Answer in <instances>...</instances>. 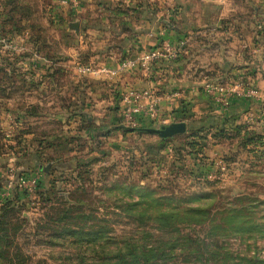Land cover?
Returning a JSON list of instances; mask_svg holds the SVG:
<instances>
[{
	"label": "rangeland",
	"instance_id": "374dc122",
	"mask_svg": "<svg viewBox=\"0 0 264 264\" xmlns=\"http://www.w3.org/2000/svg\"><path fill=\"white\" fill-rule=\"evenodd\" d=\"M186 5L213 33L182 39V53L193 42L191 65L185 56L97 75L96 51L131 45L129 35L149 28L141 20H168L187 36ZM258 12L264 0H0V210L17 203L2 225L0 264H72L78 252L93 257L92 246L124 252L127 242L153 249L154 264H264V93L255 79L264 66L215 55L234 33H262ZM132 85L161 91L162 117L122 119L118 90ZM102 92L103 101L93 97ZM176 121L185 132L167 138L135 130Z\"/></svg>",
	"mask_w": 264,
	"mask_h": 264
},
{
	"label": "crops",
	"instance_id": "0c3cea01",
	"mask_svg": "<svg viewBox=\"0 0 264 264\" xmlns=\"http://www.w3.org/2000/svg\"><path fill=\"white\" fill-rule=\"evenodd\" d=\"M84 4V1H80V5ZM187 7V5H186ZM193 8L191 9V6L188 10V13L186 14L187 16V22H189L188 27L190 28L188 30L187 36L186 34H182L179 30L176 29V25L172 22H167V23H163L161 21L160 18H156L155 20L150 19H146V20H141L143 22V25H146L148 28L147 30L141 31V33L143 34H137L134 36L129 35V37H127L126 42L131 43V45H125L124 48L118 50V48L116 50H114V46L112 47V45H107L106 47L102 48L101 50H97L94 58V61L96 62L97 65H118V63L123 60L124 58H136L138 57V55H140L142 52L148 50L149 48H152L154 45L159 44L161 41H165L167 38L170 39H177L178 40H182V39H186L188 36L189 37H198V36H209L211 34H213L212 32L209 33L207 35V33L205 31H202L201 28L202 25L205 23L206 17L202 14L195 13L192 12L193 9H196V5L192 6ZM198 9V7H197ZM199 10V9H198ZM256 13L257 18H255V24L258 20L262 19L261 17L264 16V14L262 15V13ZM82 14V12H81ZM232 17V16H231ZM235 17V21L237 18V21H239L242 24V21H240V19H238V17H240V15L238 16H234ZM140 20V19H139ZM138 21V20H137ZM168 21V20H167ZM141 22V23H142ZM157 26L155 29H151L152 27ZM256 26V25H255ZM81 27V24H80ZM200 29V30H199ZM250 29V28H249ZM240 30V29H239ZM245 33V37L246 40H242L241 37V33L238 35L236 33H234V38L232 39V42L230 43V46L232 47H228L227 51L222 49L221 46H219L218 48H216V52L215 55L218 58H223L225 55L232 61V63L230 65H236V63H241L244 62V65H257L258 70H260L263 66H264V31L261 32H254V30L250 29V30H246V28L244 29ZM79 32H81V29L79 30ZM94 33L98 34L97 36H101L100 31H93ZM254 32V33H253ZM189 34V35H188ZM206 34V35H205ZM223 31L217 33V37L219 39H223ZM249 34V35H247ZM205 35V36H204ZM79 36L81 37V33H79ZM131 36V37H130ZM206 38V37H205ZM215 36H213L212 39H214ZM205 40V39H203ZM153 41V42H152ZM189 41V40H188ZM128 43V44H129ZM193 42L190 40L188 42V44L185 47V52L182 53L178 59L176 61H174L172 65H181L179 60L183 59V57L186 56V65H191L190 59H191V53L194 50V46L192 45ZM223 41L219 42V45H222ZM243 46H247L245 50H243ZM217 47V46H216ZM202 49H204V46L202 47ZM243 51L245 52L244 55ZM226 52V53H225ZM186 53V54H185ZM200 54H202V52H199ZM225 53V54H224ZM121 55L123 57H121ZM184 60V59H183ZM188 60V61H187ZM227 63V61H225V59H223V64L221 65H227L224 64ZM202 65H209V64H204L201 63ZM257 70V71H258ZM259 74V73H258ZM261 77H257L255 76V79L257 81V85H259V90L261 91L260 87H262V91L264 93V72L261 71ZM259 78V79H257ZM97 86V84H95ZM98 87V86H97ZM99 88H101V86H99ZM156 89V88H155ZM100 90V89H99ZM103 90V89H102ZM156 91H158L157 93L160 95L161 98V104L165 103V97L163 96V94L161 93V91H159L158 89H156ZM98 91H94L93 94H97ZM100 93H98L99 95ZM185 91H183V94H179V92H176V95H172L171 98H174V101H178V99L180 98L179 96L182 95L184 96ZM93 96L96 100L99 101H103V99L101 98V95L104 96L103 92L98 96ZM106 99V98H105ZM179 102L176 103V105H178Z\"/></svg>",
	"mask_w": 264,
	"mask_h": 264
},
{
	"label": "built area",
	"instance_id": "2783aa9c",
	"mask_svg": "<svg viewBox=\"0 0 264 264\" xmlns=\"http://www.w3.org/2000/svg\"><path fill=\"white\" fill-rule=\"evenodd\" d=\"M64 2V0H63ZM78 4L79 1H75ZM185 43L182 40L171 42L168 40L161 41L156 46L149 48L148 50L142 52L136 58H124L118 64L120 69L126 70L130 68L142 67L144 70L153 68L156 69L157 65H162L163 63H172L178 59L182 54V50ZM90 66L82 68L83 71L90 70ZM97 75L104 76V78L110 80L114 76V69L110 65H101L97 69ZM210 85L207 84L208 92L211 91ZM206 91V92H207ZM253 89H247V95H253ZM119 100L122 103V119L134 126H141L146 120L149 122H155L160 117H162V110L160 107V95L157 93L154 87H136L128 86L126 88L118 90ZM218 99L217 97H213ZM225 99V97H224ZM217 101V100H216ZM218 102V101H217ZM227 102V101H226Z\"/></svg>",
	"mask_w": 264,
	"mask_h": 264
},
{
	"label": "trees",
	"instance_id": "16d2710c",
	"mask_svg": "<svg viewBox=\"0 0 264 264\" xmlns=\"http://www.w3.org/2000/svg\"><path fill=\"white\" fill-rule=\"evenodd\" d=\"M140 128V127H137ZM137 128L135 130H137ZM16 202L7 201L4 203L0 210V242H3L6 236V227L2 225L8 224L5 216L7 215L10 209L14 210L16 208ZM162 215L166 216L165 212L158 213V217L161 218ZM16 226L12 228V233L15 234L21 228L22 220L16 217ZM69 233L76 234L78 231L76 229H70ZM124 252L121 250L119 245H115V248H111V250L105 249L103 245L92 246L89 253H92L93 257H85V252H78V256L76 257L72 264H154L153 260V249H146L141 247L140 251L136 252V248L134 244L130 242L125 243ZM20 248L16 246V251ZM86 251V249H85ZM6 251L2 247V243H0V258L2 257V253ZM15 264H24L17 256V262Z\"/></svg>",
	"mask_w": 264,
	"mask_h": 264
},
{
	"label": "water",
	"instance_id": "95a60500",
	"mask_svg": "<svg viewBox=\"0 0 264 264\" xmlns=\"http://www.w3.org/2000/svg\"><path fill=\"white\" fill-rule=\"evenodd\" d=\"M167 23V21H164ZM79 24L77 22L71 23V27L78 31ZM130 129H132L130 127ZM137 130L153 133L161 138L171 137L175 134L183 133L186 130V123L184 121H176L167 124H161L159 127H140Z\"/></svg>",
	"mask_w": 264,
	"mask_h": 264
}]
</instances>
